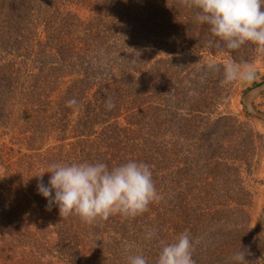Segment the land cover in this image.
Listing matches in <instances>:
<instances>
[{
  "label": "trees",
  "instance_id": "obj_1",
  "mask_svg": "<svg viewBox=\"0 0 264 264\" xmlns=\"http://www.w3.org/2000/svg\"><path fill=\"white\" fill-rule=\"evenodd\" d=\"M132 6L146 15L167 5ZM89 11L93 17L81 28L79 47H69L68 36L80 26L74 15L57 23L69 43L61 46L55 39L51 78L43 75L44 67L22 74L12 59L0 61V126L15 127L11 118L20 106L30 129L19 138L33 142L26 145L28 169L0 184V264H128V256L138 253L149 260L121 219L86 224L76 215L60 217L37 193L35 176L51 163L103 162L109 168L129 160L150 167L180 163V68L172 72L175 85L161 82V68L180 53L177 29L162 18L149 26L129 25V32L126 21L109 10L103 12L110 20L98 6ZM173 62L180 66V58ZM58 83L65 87L56 89ZM70 99L78 101V109L66 106ZM109 100L115 104L111 110ZM207 100L204 112L210 115ZM171 148L176 152L168 154ZM49 175L43 174L45 183Z\"/></svg>",
  "mask_w": 264,
  "mask_h": 264
},
{
  "label": "rangeland",
  "instance_id": "obj_2",
  "mask_svg": "<svg viewBox=\"0 0 264 264\" xmlns=\"http://www.w3.org/2000/svg\"><path fill=\"white\" fill-rule=\"evenodd\" d=\"M114 1L124 6L89 5L88 0H0L1 63L12 59L22 74L44 67L43 75L51 78L55 39L61 46L72 40L69 47H79L81 28L93 17L89 9L96 6L107 20L110 17L105 10L122 17L129 32V25L149 26L152 19L168 21L180 39L179 55L172 54L173 61L180 58V66H174L173 61L163 66L161 82L175 85L177 76L172 72L180 68V155L176 156L180 163H155L151 167L162 198L148 211L134 218L111 217L121 219L129 227L132 238L146 249L149 264H155L159 254L158 241L174 242L185 231L193 240L195 264H232L230 258L240 247L246 251L247 264H264L255 242L264 212V123L248 115L243 106L245 93L264 81V57L257 55L251 44L227 50L207 25L195 22L198 10L187 7L183 0ZM132 5L167 6L142 15L131 9ZM68 14L74 15L80 26L66 42V29L60 30L57 23L65 18L67 21ZM208 41H213L212 46H208ZM229 61L251 64L256 80L250 85L223 84V65ZM61 87L65 85H55L56 89ZM207 97L212 102L210 115L204 112ZM254 107L264 112V93L254 100ZM23 110L20 106L14 109L11 122L15 127L0 126L2 185L16 179L15 172L29 166L26 145L33 142L19 138L21 132L30 129L24 124V116H20ZM18 118L22 120L19 122ZM175 152L171 148L168 154ZM152 229L157 237L148 241L145 233Z\"/></svg>",
  "mask_w": 264,
  "mask_h": 264
},
{
  "label": "clouds",
  "instance_id": "obj_3",
  "mask_svg": "<svg viewBox=\"0 0 264 264\" xmlns=\"http://www.w3.org/2000/svg\"><path fill=\"white\" fill-rule=\"evenodd\" d=\"M189 8L198 11L194 17L197 24L207 25L212 36L223 42L227 50H238L245 44L255 46L257 55L264 57V0H183ZM213 41H208L212 46ZM215 68L214 65H209ZM251 64L229 61L223 65L222 83L251 84L256 80ZM67 107L78 109L76 99L67 101ZM115 107L107 102V109ZM48 173L47 183L43 174ZM37 193L51 210L55 206L60 217L78 216L84 223L107 220L112 215L134 218L148 211L149 206L162 197L153 180L150 165L129 160L109 168L103 162H56L37 176ZM157 237L156 230H148L145 239ZM159 254L155 264H195L193 240L189 232L179 234L174 242L158 241ZM246 251H235L232 264H247ZM128 264H149L143 254L130 255Z\"/></svg>",
  "mask_w": 264,
  "mask_h": 264
},
{
  "label": "water",
  "instance_id": "obj_4",
  "mask_svg": "<svg viewBox=\"0 0 264 264\" xmlns=\"http://www.w3.org/2000/svg\"><path fill=\"white\" fill-rule=\"evenodd\" d=\"M262 93H264V81L250 88L245 93L243 98V106L248 115L264 123V112L257 110L254 107V100ZM255 242H256L257 252L260 258L264 261V212L255 233Z\"/></svg>",
  "mask_w": 264,
  "mask_h": 264
}]
</instances>
